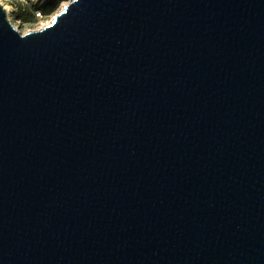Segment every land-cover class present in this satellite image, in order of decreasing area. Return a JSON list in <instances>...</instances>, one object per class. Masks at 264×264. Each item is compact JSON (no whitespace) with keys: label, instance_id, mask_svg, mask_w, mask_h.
<instances>
[{"label":"water","instance_id":"95a60500","mask_svg":"<svg viewBox=\"0 0 264 264\" xmlns=\"http://www.w3.org/2000/svg\"><path fill=\"white\" fill-rule=\"evenodd\" d=\"M66 1L0 5V264H264V0Z\"/></svg>","mask_w":264,"mask_h":264},{"label":"rangeland","instance_id":"374dc122","mask_svg":"<svg viewBox=\"0 0 264 264\" xmlns=\"http://www.w3.org/2000/svg\"><path fill=\"white\" fill-rule=\"evenodd\" d=\"M66 0H0V5L6 11L9 22L20 33L24 34L29 31H34L47 25L51 19L66 5ZM22 7V14L27 13L25 17H30L32 8L34 10V17L32 20L24 22L19 15H16L18 5ZM41 4L42 8H45L48 12L46 16H43L41 10L36 8ZM40 13V14H39Z\"/></svg>","mask_w":264,"mask_h":264},{"label":"trees","instance_id":"16d2710c","mask_svg":"<svg viewBox=\"0 0 264 264\" xmlns=\"http://www.w3.org/2000/svg\"><path fill=\"white\" fill-rule=\"evenodd\" d=\"M36 8H39V9L41 10V13H42L43 16H46V15L48 14L47 10H46L45 8H42V7H41V4L38 5ZM33 9H35V8H32V10H31V15H30V17L27 18V17H25V15H26L27 13H23V14H22V7H21L20 4H19V5H18L17 12H16V15L18 14L19 17H20L24 22L30 21V20H32L33 17H34V10H33ZM39 14H40V13H39Z\"/></svg>","mask_w":264,"mask_h":264}]
</instances>
